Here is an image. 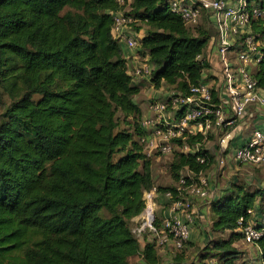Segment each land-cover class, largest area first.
Wrapping results in <instances>:
<instances>
[{"label":"trees","instance_id":"1","mask_svg":"<svg viewBox=\"0 0 264 264\" xmlns=\"http://www.w3.org/2000/svg\"><path fill=\"white\" fill-rule=\"evenodd\" d=\"M120 11L133 18L130 30L143 34L137 48L154 87L187 91L202 80L213 33L204 17L186 26L166 0H0V99L9 98L0 118V264H131L132 256L140 264H207L209 257L252 264L235 262L238 220L249 221V209L261 212V190L246 183H232L210 203L211 232L229 234L204 247L198 261L185 259L183 248L165 259L146 233H132L143 191L155 183L138 141L140 86L112 33ZM251 27L264 43V23ZM261 52L254 77L264 92V44ZM117 112L129 128L119 127ZM213 161L203 146L175 151L174 183L155 184L157 191L176 196L186 169L196 176ZM255 244L264 264V232Z\"/></svg>","mask_w":264,"mask_h":264},{"label":"built area","instance_id":"2","mask_svg":"<svg viewBox=\"0 0 264 264\" xmlns=\"http://www.w3.org/2000/svg\"><path fill=\"white\" fill-rule=\"evenodd\" d=\"M123 2V0H118ZM170 11L178 14L183 23L193 28L202 17L214 29L211 36L210 55L219 58V68L213 72L215 78L191 84L187 91L174 86L160 89L152 96L145 112L138 118L142 133L138 141L147 157L173 154L175 151L196 153L209 137L217 140L220 150L227 151L237 123L252 121L254 112L264 108V92L254 77L261 59L263 43L260 34L253 31L251 22L264 23V0H166ZM113 35L129 49L139 46V36L131 33V16L123 12L114 13ZM151 66L147 58L135 63L132 77L148 74ZM161 87V86H160ZM190 135L199 139L192 145L187 142ZM230 147V146H229ZM236 163L257 165L264 162V127H253L246 140L231 150ZM199 162L205 155L196 156ZM220 163L223 160L220 158ZM200 171L196 176L190 169L176 181V196L170 191L162 193L168 198L173 214L163 217L156 224V185L143 191L144 206L130 221L134 235L142 238L146 233L161 250L171 246L180 251L190 239L191 227L196 218H204L198 212L194 199H207L209 182ZM186 177H189L188 182ZM174 197V198H173ZM207 197V198H206ZM249 212H252L250 209ZM264 214V209L261 215ZM201 220V219H200ZM242 239L255 244L264 232V221L252 223L238 220Z\"/></svg>","mask_w":264,"mask_h":264},{"label":"rangeland","instance_id":"3","mask_svg":"<svg viewBox=\"0 0 264 264\" xmlns=\"http://www.w3.org/2000/svg\"><path fill=\"white\" fill-rule=\"evenodd\" d=\"M203 23L213 33L214 29L212 28L211 24H208V22H206L205 20ZM138 25L141 26L142 24H140V22H137L133 26L136 27ZM131 33H132V31H131ZM120 48L124 53H130V54L133 53V54L137 55V57H139V58H137L136 61H139V60L142 61L144 59V56L142 54H140L138 48H132V49H130L131 50L130 51L129 49L126 48V45L121 41H120ZM127 59H128V61L133 60L132 54ZM130 66L131 65H129V67ZM147 82H148V80H147ZM147 86L150 87L151 84H148ZM152 86H153V91H155V93H157L156 95H159L161 88L164 89L165 87H167L164 84H161V87H158V88L154 87V84H152ZM8 103H9V98L7 96H3L0 99V118H1V113L3 112L4 107ZM116 116L118 117V122H119L120 128H123V127L129 128V126L126 122L130 121V120H124L123 115L119 112H117ZM241 129H242L241 131L243 132V134H246L245 132L248 131L247 129H244V127H242ZM237 132L238 131L236 130L235 133L237 134ZM233 137H234V134H233ZM219 147H220V145L217 144V140L213 137V135L211 137H209V139L207 141H204V144H203V148L208 149V151L210 153H212L213 155L218 153ZM228 148H229V146H228ZM230 151H231V149L228 150L229 153H230ZM156 156H159V158L152 162V168H153V170L156 171L155 178H157V182L162 183V185L173 184L174 183L173 179L169 173V165H170L172 156H170V155L169 156L156 155ZM214 157H216V156L214 155ZM216 159L214 158L213 163L203 173L207 177L209 185H210V183H213L215 181L217 183H220L222 180L225 183H228L230 181V179H232L236 175V173H238V170H237L238 168H235L237 163L232 158H231V160L229 159L228 162L225 160L224 163L220 164V165L217 164ZM226 168H228L227 169L228 171L226 170ZM261 169L257 168L256 170H259V174L261 172V177H262L261 180L264 181L263 180L264 179V168L262 170ZM255 176H256V179L260 178L259 175H255ZM239 181L242 183H246L245 180H239ZM248 185H250V184H248ZM208 192H210V189L208 190ZM207 197L209 198V193H208ZM206 201L207 200L205 199V202ZM198 202L199 201H196L194 199V204L196 206H197ZM255 205H259L258 208L260 211H262V209H264V199H258ZM257 211L258 210L254 209V211L251 212L250 222L256 223L259 220L264 221V214L261 215V212L259 211L260 213H257ZM204 213H202L204 218H200L202 225L196 226L197 227L196 237L189 239V241L184 245V247L182 249V251H183L182 255L187 260H197L198 261L199 256H201L203 253H205L204 247H206L207 245L211 246V243L214 240H217L221 237H223V238L227 237V234H225V233L221 234V233H212L211 232V223H210V219H209V217H211V215L210 214L208 215V213H206V214H204ZM234 245L242 251L240 254H238V257L235 260L236 263H239L242 260H247V261L249 260L252 264L257 263V261H258V253L257 252L258 251H257L255 244L244 243L240 238V240H237V242ZM174 252L175 251L173 250V248L171 246H166V247H164V251L161 252V255L163 258L169 259L174 255ZM129 261L131 264H140L139 263L140 259L137 256H132ZM206 263L207 264H221V260L218 261L217 259L209 257L206 259Z\"/></svg>","mask_w":264,"mask_h":264},{"label":"crops","instance_id":"4","mask_svg":"<svg viewBox=\"0 0 264 264\" xmlns=\"http://www.w3.org/2000/svg\"><path fill=\"white\" fill-rule=\"evenodd\" d=\"M142 35L143 34L141 31L137 33V36H139V37H141ZM126 48L129 49L128 47H126ZM122 53L124 54V56L126 58H129V56L132 54L133 60L128 61V67H129V65L132 66V67L130 66L131 68L129 67L130 72L132 71L133 65L135 63L143 62L145 60V57H144V59L142 61H140V60L136 61L137 58H139V57H137V55H135L133 53H131V54L130 53H124L123 51H122ZM207 60H208L209 67L204 70L203 78L206 79L209 83H211L212 79L215 78V75H213V72H217V70L219 68V58L216 54H213L212 56L209 55ZM150 79H151V77L148 74H143L141 76H135L132 79L134 84H137L140 86V91L138 94H136L134 96V101L139 105V107L141 109V114H143L145 112V109H146V106H147L149 99L152 96L157 94V93H155V91H153V86H152V82L150 81ZM147 80H148V82H147ZM148 84H151V86L148 87L147 86ZM256 126L261 127V128L264 127V108L259 107L254 112L252 121H245L242 123H237L234 126L233 133H232V134H234V137L232 136L231 141H229V143H228V146H230V147L227 149V151H225V153L222 150H220V148H219L218 153L214 154L216 156L214 158L215 159L217 158L216 159L217 164L220 165V164H223L225 160L227 162L229 159L231 160V157H230L231 151L229 153L228 150H230V149L232 150L233 147H235L239 144H242L243 141L246 140V138L248 137L249 133L251 132V129L253 127H256ZM242 127H244V129L248 130L245 132L246 134H243V132L241 131ZM236 130L238 131L237 134L235 133ZM169 155L173 156V154H167L164 156H169ZM158 158H159V156H153V157H151V160L153 162L154 160H156ZM220 158H221V160H223L222 163H220V161H219ZM151 168H152V165H151ZM235 168H238L237 169L238 173H236V175L232 179H230V181L228 183H225L223 180L220 183H217L216 181L213 183H210V185H209V189H210L209 198L206 199L207 200L206 202H205V199H201V198L195 199L196 201H199L197 204V209H198V212L200 213V215H203L202 213H204L205 211L206 212L204 214L208 213V215H209L210 203L213 200L218 199L223 193L226 192V190L230 189L232 186V183L240 182L239 180H245L246 184L248 183L251 186L253 185L252 187H258L261 190V195L258 197V199H264V181L261 180V178H262L261 172L259 174V170H256L257 168L263 169L264 168V162L257 164V165L237 163ZM227 169L228 168H226V170ZM152 175H153L154 183L156 185H162V183L157 182V178H155L156 171L153 170V168H152ZM255 175H259L260 178L256 179ZM155 200H156V209L158 212L161 211L160 212L161 217H166V216L173 214V211L171 210L172 207H171V204H170L168 198L165 197L162 193H160V192L157 193ZM258 206L259 205H256L257 208H258ZM256 223H259V221H257ZM197 225H202L201 220L199 218L195 219L194 224L191 227L190 239L196 237V230H197L196 226ZM224 233L227 234V236H228L229 231H225ZM224 233H222V234H224ZM241 240L244 243H247L242 238H241ZM255 246L257 248L256 244H255ZM162 251H164V249H162V250L160 249L159 253L161 254ZM257 251H258V248H257ZM256 264H261V261L258 259Z\"/></svg>","mask_w":264,"mask_h":264}]
</instances>
